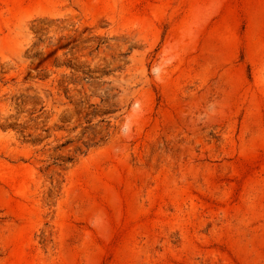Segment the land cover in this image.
<instances>
[{"label":"rangeland","instance_id":"obj_1","mask_svg":"<svg viewBox=\"0 0 264 264\" xmlns=\"http://www.w3.org/2000/svg\"><path fill=\"white\" fill-rule=\"evenodd\" d=\"M0 264H264V0H0Z\"/></svg>","mask_w":264,"mask_h":264},{"label":"trees","instance_id":"obj_2","mask_svg":"<svg viewBox=\"0 0 264 264\" xmlns=\"http://www.w3.org/2000/svg\"><path fill=\"white\" fill-rule=\"evenodd\" d=\"M59 47H64V46H59ZM55 65L59 67L61 64H55ZM65 65H66V67H69L71 69H75L70 64H65ZM83 73H85L84 75H86V76H84V78L91 77L89 70L87 72L83 71ZM47 78H48V76L45 75V76H43L42 78H39V79L44 80V79H47ZM53 81L54 80H51L50 86L53 85ZM70 83L72 85H74V90H77L78 93H81V88L80 89H76L75 88L76 87V83L81 85V82H75L74 80H72L70 82H66L65 80H60V81H58L57 85H58V87H60L63 90V93L65 95H67L69 90H71L70 87H69ZM81 87H82V85H81ZM82 103H83L82 100H78L76 103H74V105L77 108ZM101 103H103V104L104 103H108V99L101 97ZM110 105H112V104H110ZM110 105L104 107V109L96 110L95 107L97 105H95L93 103L86 104V106H84V108L87 109V111L84 114L85 123L87 125H89V124H91V122L94 119H96L98 117L102 118V117H105V116H111L116 111V109H112ZM77 113H81V111L79 109H77ZM76 128H77V126H73L72 128H70L68 130V134L74 132L76 130ZM84 133H85V130L82 129L81 134L79 135V137H77V140H80L81 137L84 135ZM96 137H98V138L96 139ZM108 137H109L108 128H107V130H105V132H102L101 130L97 131V130H95L92 127L90 134L87 136V139L86 140H82L81 141V143H82L81 145H76V146L73 147V154H68V155H64V156L61 155V154H58L55 157V160L57 161L58 164L72 163L79 155H84L90 148L104 143L107 140ZM32 142L33 143L41 142V139L36 138L35 140H32ZM70 142H72L71 139H66L63 143H61L60 145L56 146V148H55L56 151L60 150L62 146L66 145L67 143H70ZM82 146L84 148H82Z\"/></svg>","mask_w":264,"mask_h":264}]
</instances>
